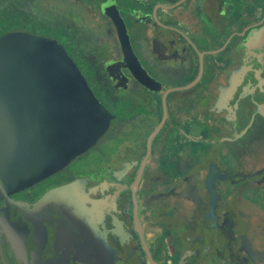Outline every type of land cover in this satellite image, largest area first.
<instances>
[{
  "label": "flooded vegetation",
  "instance_id": "af4514ba",
  "mask_svg": "<svg viewBox=\"0 0 264 264\" xmlns=\"http://www.w3.org/2000/svg\"><path fill=\"white\" fill-rule=\"evenodd\" d=\"M64 47L105 132L0 198V264H264V0H0Z\"/></svg>",
  "mask_w": 264,
  "mask_h": 264
},
{
  "label": "water",
  "instance_id": "95a60500",
  "mask_svg": "<svg viewBox=\"0 0 264 264\" xmlns=\"http://www.w3.org/2000/svg\"><path fill=\"white\" fill-rule=\"evenodd\" d=\"M107 125L106 110L62 45L0 40V198L61 168Z\"/></svg>",
  "mask_w": 264,
  "mask_h": 264
}]
</instances>
